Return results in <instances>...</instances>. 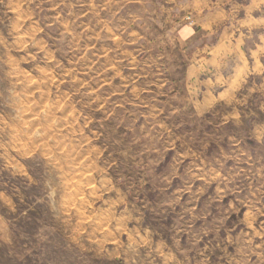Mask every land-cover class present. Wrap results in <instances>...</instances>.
<instances>
[{
	"label": "rangeland",
	"instance_id": "obj_1",
	"mask_svg": "<svg viewBox=\"0 0 264 264\" xmlns=\"http://www.w3.org/2000/svg\"><path fill=\"white\" fill-rule=\"evenodd\" d=\"M208 11L0 0V264H264V58L222 92Z\"/></svg>",
	"mask_w": 264,
	"mask_h": 264
},
{
	"label": "crops",
	"instance_id": "obj_2",
	"mask_svg": "<svg viewBox=\"0 0 264 264\" xmlns=\"http://www.w3.org/2000/svg\"><path fill=\"white\" fill-rule=\"evenodd\" d=\"M201 1L210 9L208 19L204 24L207 27H205L206 32L210 31L214 34L221 31L217 33L219 35L216 37V42L207 45L206 49H210L214 54H219L229 52L232 47H235L233 49L236 52L234 70L232 75L226 81H223L224 88L222 92H230L232 85L237 80L240 82V79L244 78L245 75L253 74L254 69L259 66V60L261 61L264 58V0ZM226 5L229 6V10L232 6L237 8L236 30L240 32L231 29L229 26L220 29L227 23L231 24L236 16L225 10ZM227 28L229 29L226 30Z\"/></svg>",
	"mask_w": 264,
	"mask_h": 264
}]
</instances>
